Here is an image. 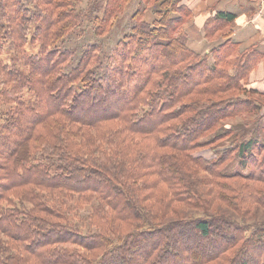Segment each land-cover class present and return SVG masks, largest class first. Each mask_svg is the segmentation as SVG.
Wrapping results in <instances>:
<instances>
[{"label": "trees", "instance_id": "obj_1", "mask_svg": "<svg viewBox=\"0 0 264 264\" xmlns=\"http://www.w3.org/2000/svg\"><path fill=\"white\" fill-rule=\"evenodd\" d=\"M106 2L102 23L121 7ZM184 11L162 0L152 24L136 20L105 57L87 46L71 67L60 45L82 23L75 2L0 0V264H264V222L246 219L264 207L251 52L226 41L210 63L188 47ZM162 29L167 41L131 45ZM228 92L240 95L211 101ZM215 128L232 147L212 162L193 151Z\"/></svg>", "mask_w": 264, "mask_h": 264}, {"label": "rangeland", "instance_id": "obj_2", "mask_svg": "<svg viewBox=\"0 0 264 264\" xmlns=\"http://www.w3.org/2000/svg\"><path fill=\"white\" fill-rule=\"evenodd\" d=\"M56 2H75L77 4V10L81 12L82 14V23L80 27L76 30H73L71 35L67 37V39L63 42L62 45H60L61 49H68L71 50L74 54L73 59H72V64L71 67L77 62V60L82 56V54L85 52L87 49V46L91 45H99L101 48L103 57L105 55H108L111 50H113L116 47V44L118 41H123L126 39V36L131 33V27L135 24L136 20L139 21H145L148 24H152V22L156 19L155 12L159 9V5H161L162 0H131L130 3L125 7V1L124 0H119L118 4H121V7L118 9L113 10L109 14V18L107 19V22L102 23L101 18L104 16V9L107 4V0H55ZM161 1V3H160ZM125 7V8H124ZM138 11H144L138 15L141 17H136L135 13ZM183 14V23H182V29L185 25V11L182 12ZM172 16H177V14H171ZM187 20V19H186ZM95 29L98 31L102 30L98 36L95 34ZM165 31V30H164ZM163 29L161 32H153V33H146L145 36H136L134 40H132L131 45L133 47H136L144 41V38H149L151 36L157 37V40H161L162 43L168 38L163 35ZM184 31V30H183ZM165 35V34H164ZM132 39V38H131ZM130 39V40H131ZM129 40V41H130ZM128 41V39L126 40ZM29 43V41H28ZM6 48H2V53L1 56L5 60H9V53L6 52ZM59 48V49H60ZM60 49V50H61ZM37 48H35L34 51H36ZM8 65H12V62L9 61ZM240 95V92H232V93H223L221 95H218L216 97H211V101L215 99H221V98H227L229 96H234V95ZM210 97V96H209ZM256 97V96H252ZM199 99L200 101L205 100L208 97H201V96H195L192 95L189 98H187V101H193L194 99ZM236 121H240L238 118ZM230 122H223L222 125L224 126V130L222 133L227 130L229 126L228 124ZM235 124V123H234ZM236 128L240 131H245L247 129L246 125H243L241 123H237ZM218 130V131H217ZM219 133V129L215 128L210 131H208L204 136H203V142L201 143V146L193 151L195 155L202 156L212 162H216L219 157L222 155L223 152H225L228 148L232 147V141L231 139L226 135L220 139H214L216 134ZM262 137V135H261ZM234 154H231L229 156V159L227 160V163L222 164L224 167L227 166V169L224 172L228 174H233L235 172L239 171L238 165H237V159H233ZM192 169H195L197 176L201 178H208V175L206 172L199 170L196 166L189 164ZM246 172V171H244ZM252 183V182H251ZM250 183V184H251ZM259 185V186H258ZM253 186L259 187V194L264 195V186H261V184H253ZM48 203L50 201L54 200L52 197H48ZM47 202V201H46ZM217 205L222 206L221 209L225 210L226 213L231 214V212L227 209H225V205L223 203L218 202ZM180 207L177 208V210ZM183 217H190L193 215L197 214V210L191 209V208H183ZM252 211L246 215V219L251 222H264V207L253 205L252 206ZM84 210H90L89 207H85ZM182 210V209H181ZM239 213H235L237 215ZM81 213L79 214V216ZM232 215V214H231ZM244 216V215H243ZM128 228V229H127ZM126 231H129V227L127 226L125 228ZM98 252L95 253H89L91 257H94L97 255Z\"/></svg>", "mask_w": 264, "mask_h": 264}, {"label": "crops", "instance_id": "obj_3", "mask_svg": "<svg viewBox=\"0 0 264 264\" xmlns=\"http://www.w3.org/2000/svg\"><path fill=\"white\" fill-rule=\"evenodd\" d=\"M180 5L188 13L183 27L188 47L207 54L210 63L211 51L226 41L237 44L239 52H251L253 66L243 85L264 99V0H180Z\"/></svg>", "mask_w": 264, "mask_h": 264}]
</instances>
